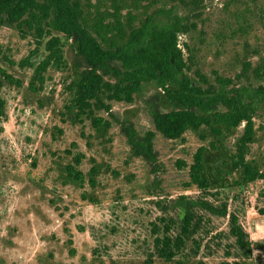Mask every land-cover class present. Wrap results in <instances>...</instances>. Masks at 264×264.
I'll return each instance as SVG.
<instances>
[{
    "label": "rangeland",
    "instance_id": "obj_1",
    "mask_svg": "<svg viewBox=\"0 0 264 264\" xmlns=\"http://www.w3.org/2000/svg\"><path fill=\"white\" fill-rule=\"evenodd\" d=\"M76 2L85 24L111 44L121 43L147 18L162 20L168 11L187 17L194 28L179 37L184 71L204 88L217 89L223 79L226 89L245 90L243 98L254 104L255 113L244 162L264 171V91L259 90L264 88V0ZM61 38L66 67L48 68L41 81L29 85L45 55L43 43L26 29L0 27V68L20 83L0 78L6 103L0 123V264H146L153 224L159 217L180 216L173 205L182 195L226 204L249 239L264 242V182H249L237 158L244 124L202 127L165 139L151 114L170 107L154 83L142 85L131 102L97 111L105 126L79 121L65 88L76 76L70 46L75 36ZM123 123L138 136L153 133V161L132 153ZM198 151L205 186L190 175ZM77 155H82L77 169L83 180L72 182L64 167ZM199 212L206 217L196 235L201 247L180 264H244L228 233V215ZM252 255L247 264H261V251L255 248Z\"/></svg>",
    "mask_w": 264,
    "mask_h": 264
},
{
    "label": "trees",
    "instance_id": "obj_2",
    "mask_svg": "<svg viewBox=\"0 0 264 264\" xmlns=\"http://www.w3.org/2000/svg\"><path fill=\"white\" fill-rule=\"evenodd\" d=\"M164 15V21L147 18L130 29L121 43L111 44L85 24L76 0H0V27L13 26L19 31L26 29L36 36L37 44L43 43L45 55L34 66L33 81L29 85L34 80L41 81V75L48 68L59 70L66 67L65 43L61 37L69 39L75 36L70 46L76 76L65 88L69 93L68 103L77 120L89 119L94 127L98 124L105 126V120L96 116L97 111L107 113L111 103L131 102L142 85L154 83L163 90L164 101L170 107L168 111L155 110L151 114L158 133L165 139L175 140L187 130L213 129L217 125L235 129L243 123V133L237 142V158L242 174L249 182H264V171L260 172L244 162L245 149L253 140L254 104L243 98L245 90L242 88L226 89L227 83L223 79H220L217 89L204 88L193 81L184 71L186 65L179 37L188 34L194 25L187 17L174 11ZM26 64L32 66L29 60ZM0 78L8 83L20 84L2 68ZM259 90L263 92L264 88ZM5 105L0 98V123L5 117ZM121 130L136 157L153 161L152 132L138 136L131 125L125 123L121 124ZM201 152L198 151L194 157L195 164L190 175L195 183L205 186L201 178ZM81 156H74L72 164L64 167L67 178L72 182L83 180L82 173L77 169ZM175 205L181 209L180 216L159 217L158 223L153 224V251L148 254L146 264H153V259L161 264H173L174 261L180 264L189 254L197 255L201 242L196 235L206 218L199 212L203 210L218 217L228 215V233L233 237L238 257L245 261L244 264L252 258L255 248L263 254L261 264H264V242H252L239 224L238 217L228 212L226 204L215 206L207 203L204 196L193 201L182 195ZM67 243L70 245L72 242L68 240ZM73 252V248H69V253Z\"/></svg>",
    "mask_w": 264,
    "mask_h": 264
}]
</instances>
